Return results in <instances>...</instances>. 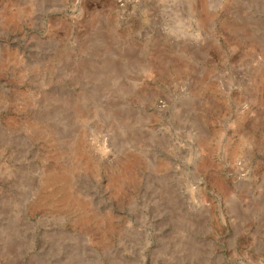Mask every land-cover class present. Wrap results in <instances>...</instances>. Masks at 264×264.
<instances>
[{
  "label": "rangeland",
  "instance_id": "rangeland-1",
  "mask_svg": "<svg viewBox=\"0 0 264 264\" xmlns=\"http://www.w3.org/2000/svg\"><path fill=\"white\" fill-rule=\"evenodd\" d=\"M0 264H264V0H0Z\"/></svg>",
  "mask_w": 264,
  "mask_h": 264
}]
</instances>
